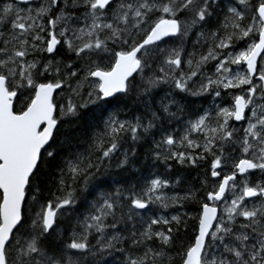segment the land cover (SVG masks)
I'll return each instance as SVG.
<instances>
[{
    "label": "snow or ice",
    "instance_id": "snow-or-ice-1",
    "mask_svg": "<svg viewBox=\"0 0 264 264\" xmlns=\"http://www.w3.org/2000/svg\"><path fill=\"white\" fill-rule=\"evenodd\" d=\"M0 264H264V0H0Z\"/></svg>",
    "mask_w": 264,
    "mask_h": 264
},
{
    "label": "trees",
    "instance_id": "trees-1",
    "mask_svg": "<svg viewBox=\"0 0 264 264\" xmlns=\"http://www.w3.org/2000/svg\"><path fill=\"white\" fill-rule=\"evenodd\" d=\"M70 131H74V130H70ZM84 138H85V140H86V139H87V136H85ZM80 147L83 148V147H86V145H83V144H82V145H80ZM193 175H194V173H193Z\"/></svg>",
    "mask_w": 264,
    "mask_h": 264
}]
</instances>
